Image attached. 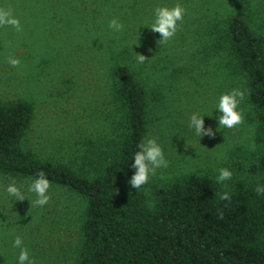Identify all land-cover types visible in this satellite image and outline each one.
Returning <instances> with one entry per match:
<instances>
[{
	"label": "rangeland",
	"instance_id": "1",
	"mask_svg": "<svg viewBox=\"0 0 264 264\" xmlns=\"http://www.w3.org/2000/svg\"><path fill=\"white\" fill-rule=\"evenodd\" d=\"M182 5L185 15L176 35L158 45V33L146 23L156 6ZM11 8L22 31L0 27V103L28 100L34 116L24 146L39 157L72 164L91 163L121 129L122 111L113 94V68L127 63L150 93L146 138H156L169 164L142 187L151 206L157 190L193 171L255 179L247 167L264 152V124L255 119L247 97L239 105L244 122L197 137L188 127L192 113L205 112V127H218L215 105L245 79L230 60L220 33L229 16L242 12L264 33V0H0ZM113 18L123 24L109 28ZM219 37V39H218ZM148 59L137 64L136 55ZM9 56L19 67L7 63ZM185 145L188 147L186 148ZM31 178L0 172V264H17L16 236L35 264H80L81 218L85 199L68 186L51 182L49 203L32 206L5 188L15 180L26 191Z\"/></svg>",
	"mask_w": 264,
	"mask_h": 264
},
{
	"label": "trees",
	"instance_id": "2",
	"mask_svg": "<svg viewBox=\"0 0 264 264\" xmlns=\"http://www.w3.org/2000/svg\"><path fill=\"white\" fill-rule=\"evenodd\" d=\"M220 33L245 79L255 119L264 124V33L238 11ZM113 94L122 111L119 135L78 169L43 159L24 146L32 102L0 103V172L33 178L43 170L50 182L85 199L79 263L264 264V194L255 191L264 186V152L245 167L255 179L217 183L209 171L183 173L157 190L151 206L142 188L127 182L135 171L133 154L148 133L150 93L131 66L119 62L113 68ZM225 192L230 201L220 199Z\"/></svg>",
	"mask_w": 264,
	"mask_h": 264
},
{
	"label": "clouds",
	"instance_id": "3",
	"mask_svg": "<svg viewBox=\"0 0 264 264\" xmlns=\"http://www.w3.org/2000/svg\"><path fill=\"white\" fill-rule=\"evenodd\" d=\"M186 9L180 5L175 6H156L154 8V19L151 23L145 25L153 33L159 34L157 41L158 45L167 44L177 33L180 22L183 21ZM12 27L17 32L22 31V26L19 18H17L11 8L0 7V27ZM109 28L120 32L123 30V24L118 19L113 18L109 21ZM137 64H143L148 59L145 55L138 53L135 57ZM7 63L13 67H19L20 60L13 56H9ZM246 98V91L241 88H234L229 92L221 94L215 105V110H218V115L215 119L218 121V127L214 130L212 127H205L204 115L209 117L213 112L200 114L194 112L190 115L188 120V127L194 131L199 138L208 136L213 138L216 131L222 129H233L240 126L244 122L242 111L239 110V105ZM187 148L188 146L185 145ZM131 168L134 173L127 181L131 188L138 190L148 184L150 177L155 176L158 169L167 168L168 160L165 158L162 147L157 143L156 138H145L138 144V151L133 154ZM233 173L227 168L219 169L217 176V183L230 180ZM51 187L50 180L46 177L43 170H39L36 175L30 179L26 191L17 186L15 180L7 184L5 191L9 197L14 198L15 201H23L28 199L27 194H34L35 199L30 200L32 206L43 207L47 205L51 199L49 189ZM257 194H264V186H257L255 189ZM221 200L230 201L231 196L225 192L220 196ZM218 219H223L224 213L218 210ZM13 247L19 249L17 256V264H35L34 259L30 258L29 250L24 247L23 240L20 236H16L13 241Z\"/></svg>",
	"mask_w": 264,
	"mask_h": 264
}]
</instances>
